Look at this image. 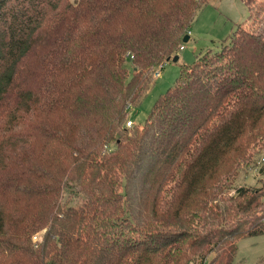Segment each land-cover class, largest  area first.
<instances>
[{"label":"trees","instance_id":"16d2710c","mask_svg":"<svg viewBox=\"0 0 264 264\" xmlns=\"http://www.w3.org/2000/svg\"><path fill=\"white\" fill-rule=\"evenodd\" d=\"M241 1L126 128L209 0H0V264H232L264 235V184L234 186L264 147V0Z\"/></svg>","mask_w":264,"mask_h":264},{"label":"rangeland","instance_id":"374dc122","mask_svg":"<svg viewBox=\"0 0 264 264\" xmlns=\"http://www.w3.org/2000/svg\"><path fill=\"white\" fill-rule=\"evenodd\" d=\"M258 1V0H257ZM247 9L241 0H209L197 11L187 36L178 52L179 60L164 63L159 69V76L152 84L139 106L129 109L127 121L134 125L144 124L149 113L160 96L164 95L176 83L182 66L192 64L197 57L206 52H216L221 44L231 38L237 25L246 22ZM264 184V147L259 153L253 151L252 158L241 168L234 179V186L259 189ZM68 194L64 195V202ZM264 202V197L262 198ZM232 264H264V235L241 239ZM194 264V263H192Z\"/></svg>","mask_w":264,"mask_h":264},{"label":"built area","instance_id":"2783aa9c","mask_svg":"<svg viewBox=\"0 0 264 264\" xmlns=\"http://www.w3.org/2000/svg\"><path fill=\"white\" fill-rule=\"evenodd\" d=\"M182 49V47H180V50ZM161 67V66H160ZM160 67H157L155 68L153 71H152V76L153 78H157L159 76V69ZM125 126L126 128H130L132 126H134V123L131 121V120H128L126 123H125ZM36 239V236L34 237V240Z\"/></svg>","mask_w":264,"mask_h":264},{"label":"water","instance_id":"95a60500","mask_svg":"<svg viewBox=\"0 0 264 264\" xmlns=\"http://www.w3.org/2000/svg\"><path fill=\"white\" fill-rule=\"evenodd\" d=\"M188 41V36H185L182 40L183 43L187 42ZM169 60H167L168 62ZM173 62H177L178 61V56H175L173 59H172Z\"/></svg>","mask_w":264,"mask_h":264},{"label":"crops","instance_id":"0c3cea01","mask_svg":"<svg viewBox=\"0 0 264 264\" xmlns=\"http://www.w3.org/2000/svg\"><path fill=\"white\" fill-rule=\"evenodd\" d=\"M188 40H189V37H188ZM178 60H179V58H178Z\"/></svg>","mask_w":264,"mask_h":264}]
</instances>
